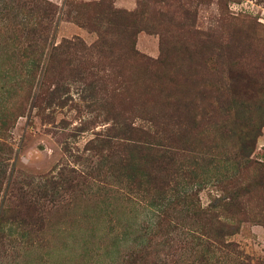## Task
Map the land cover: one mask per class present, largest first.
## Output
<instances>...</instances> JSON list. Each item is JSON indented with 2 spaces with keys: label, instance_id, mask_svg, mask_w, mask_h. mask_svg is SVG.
<instances>
[{
  "label": "rangeland",
  "instance_id": "rangeland-1",
  "mask_svg": "<svg viewBox=\"0 0 264 264\" xmlns=\"http://www.w3.org/2000/svg\"><path fill=\"white\" fill-rule=\"evenodd\" d=\"M116 10L126 14L109 26L105 13ZM32 25L40 36L26 33ZM106 29L109 44L129 43L137 57L126 63L118 49L116 65L91 56L94 73L123 71L116 99L132 136L169 123L177 140L166 144L189 171L166 188L171 198L188 189L163 227L172 255L163 259L152 241L149 263L264 264V0H0V264H123L157 233L164 205L148 203L146 186L112 179L100 169L106 151L89 145L108 135L103 106L114 99L104 91L93 106L83 77L62 63ZM216 44L223 53H213ZM57 47L68 55L53 60ZM61 93L64 104L46 101ZM200 163L202 175L192 173ZM233 166L234 177L220 179ZM62 178L74 191L51 196Z\"/></svg>",
  "mask_w": 264,
  "mask_h": 264
},
{
  "label": "trees",
  "instance_id": "trees-1",
  "mask_svg": "<svg viewBox=\"0 0 264 264\" xmlns=\"http://www.w3.org/2000/svg\"><path fill=\"white\" fill-rule=\"evenodd\" d=\"M120 14H126V12L116 10L114 13H105V15L112 17L111 20H108L110 23L108 25L111 26L112 21L116 20ZM185 18H186V22L183 23L182 25H184L188 29V26L192 24L191 15L185 14ZM126 24L127 27H130L129 23ZM29 27L31 31H27L26 32L27 34H34L38 36L41 35L42 33L41 28H38L35 25ZM109 31L110 30L107 29L104 30L103 31L104 34H102L103 32L100 34V39L93 46L91 47L85 46V51H86L85 53H83L82 55L79 52L70 53L76 56L77 58L74 59L65 58L62 61V63L69 70V74L71 76L77 78L83 77L82 78L84 81L83 83L86 86V88H83V90L84 91L91 90L89 97L91 98L90 100L93 101L92 103L93 106L99 105V103L94 99H98L100 97L107 99V97L103 95L104 91L107 93V96L110 99H114L112 101L111 100L108 101L107 99L106 106H103L105 107L104 114H106L107 119L110 122H112L110 129H108L109 132L108 135L104 138H100L89 143V145L93 146L92 150H96L99 152L106 151V154L102 156L103 157L102 160L105 161V163H101L100 169L105 170L106 167L108 171L112 169V176H111L112 179L116 177L121 182L129 181L130 183H134L137 188L146 186L145 190H147V192L152 197L151 201L148 203H151V205L152 204L156 205L155 203L158 202L160 206L164 205L165 209L163 208L164 210L162 211L158 210L157 213V218H159V216L160 218H162L159 222H156L155 224V226L158 229L157 233L150 235V238H148L147 244L145 245L144 249L131 250L130 252H128L127 257H125V259L123 260V264H150L149 261L147 260L149 252L146 251L147 249L145 248L150 247L153 244L152 241L155 242L156 240L158 244H160V247H162V250L159 253V255L162 254L163 259H165V256L166 259H168L169 256L172 255V253H170L171 247L168 244L169 240L166 239L168 234L165 235L163 233V227H165V224L168 222L166 220L170 218V214H169L170 209L175 206L177 210L182 206V202L184 201L183 197L186 195L188 189L185 186H183L182 191L179 193V195L181 196H179L178 198L177 196L171 198L166 196L167 194L166 188L167 187L169 188L172 185V183L175 181L173 176H178L179 172L189 173V171L186 170L183 171V168H180V166L177 165L178 161L181 160V157L183 156V152H179L176 155L173 147L169 146L170 144L169 145L166 144V141L174 140V139L177 140L176 133H173V130H171L168 127L169 123H165L161 121V123L167 126V128L164 126L162 129H156L155 133H153L152 135L148 132L141 130L142 134L140 131V135L136 137L132 136L133 131L129 128L128 124H126V120L124 118L121 119L120 117V113L122 112L121 111L122 107L121 104L116 99L118 93V87H117L118 82L116 79L124 78L123 71H121L120 68L117 66V68L114 71L113 70L108 71L104 69L103 77H100L102 75L100 73H94L97 66L92 64L91 61L89 60V57L91 56L93 57L98 56L100 58V61L101 60L107 61L110 64L111 62H114L116 65H118V60L113 59L114 57L113 53L116 54L115 51H117L118 49L126 51L125 56L123 58V60L126 63H131L132 60L137 57L134 47H132L133 45L131 46L129 45V43L125 45H117L113 43L109 44L106 40V36L109 35L108 34ZM124 31L126 32V38L128 40L130 37V30L126 28ZM71 46H72L71 44L66 43L64 48L66 49V51H68L71 48ZM208 47L209 46H207L206 49ZM213 49H214L213 53L221 54L224 52L225 47L224 45L216 44L214 45ZM67 53L68 52L63 51L62 48L57 47L54 49V52L52 53L53 60L57 58L59 59L61 57H66L68 55ZM141 60L142 59H140V61ZM85 63L90 65L84 67ZM91 66L92 68H90ZM50 71L51 70L48 67L47 73H49ZM149 82L150 83L152 82L151 78L149 79ZM99 84H101L100 91L96 92V89ZM96 93H98L99 95L96 96ZM61 95L62 93L60 94V96L50 95V97H48L46 101H48L49 105L54 106L55 103H58V105H62L64 104V102L60 101ZM169 97L174 98V95H170ZM168 118H172L171 115H169ZM189 118L190 119L187 124L188 127L184 129L182 133L184 134L183 137L187 136L188 140L190 141L193 139L197 127L194 123V115L192 112L189 113ZM236 122H239L236 123V125H239L240 123L242 125L244 124L243 122L240 121L239 117H236ZM182 133L179 132L178 138L181 135H183ZM117 141L119 143H117ZM119 144L123 146L121 149L123 153L121 155H118L117 151H115V148ZM156 144H158V146H156ZM228 161L230 160H227V162ZM196 167H197L196 170L193 171L192 173H195L199 170L198 175H202L201 172L202 164L201 163L197 164ZM238 168L239 166H237L236 168L233 166L231 168V173L229 172L228 169H225L224 172L220 171L221 174L220 179H225L228 181V178H233L234 175L232 174L233 172L238 171ZM142 169L144 170V172H141ZM250 169H251L250 166L247 167V171ZM106 173L107 172H105V175ZM259 182L258 185H260V187L264 189V175ZM52 184L55 188L53 189L54 192L51 194V196L54 195H56V197H58V195L63 196V192H65L66 190L72 192L74 191L73 182L65 178H62L60 180L53 179ZM248 193L249 192H246V194ZM215 231L221 238H224V235H226V233L222 229L221 230L216 229ZM204 258L207 257L204 256L203 254L202 260H204ZM206 260L208 262L209 259L207 258Z\"/></svg>",
  "mask_w": 264,
  "mask_h": 264
}]
</instances>
